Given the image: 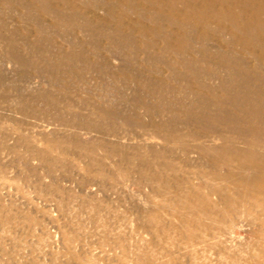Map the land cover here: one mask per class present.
Instances as JSON below:
<instances>
[{
	"label": "rangeland",
	"instance_id": "1",
	"mask_svg": "<svg viewBox=\"0 0 264 264\" xmlns=\"http://www.w3.org/2000/svg\"><path fill=\"white\" fill-rule=\"evenodd\" d=\"M22 15L0 4V264H264V173L229 176L213 151L225 137L250 146L264 130V95L245 102L239 69L219 55L222 27L168 43L158 24L135 25L147 19L140 10L117 40L95 42L92 32L61 38L64 27L49 32L45 20L50 55L70 53L72 42L102 58L53 90L4 50L5 33L36 41L39 27ZM116 16L101 28L117 29ZM252 60L244 56L247 68ZM127 61L132 81H114ZM97 106L124 115L99 124L109 116L94 115ZM162 119L176 120L181 142Z\"/></svg>",
	"mask_w": 264,
	"mask_h": 264
},
{
	"label": "bare ground",
	"instance_id": "2",
	"mask_svg": "<svg viewBox=\"0 0 264 264\" xmlns=\"http://www.w3.org/2000/svg\"><path fill=\"white\" fill-rule=\"evenodd\" d=\"M0 4L17 7L23 11V15L20 18L21 21L34 23L39 27L38 33L36 34V41L33 40L34 43L28 42L26 46L20 44L21 36H18L19 31H17V33L8 31L9 33L2 34L1 37L6 39L4 42V50L8 56H12L14 59L13 61L21 67V69L23 66V68H27L28 70L31 69L38 76H42V78H44L43 76H47L53 90L56 89L54 85L58 83H68V72H79L78 70L83 64L92 70L95 68H102L100 64L102 58L98 54L87 52L80 43L72 42L69 45L71 49L70 53L62 52L60 56L57 55L55 57L53 56L54 54L50 55L52 53L49 54V47L46 46L47 41L45 39L47 28L50 29L49 32H56V29L59 30V28L64 27L61 33H57L61 38H65L69 34L78 37L79 34L84 33L87 36V33L92 32V38L95 42H101V40L105 39L114 41L118 39V35L120 36L118 33L122 31L123 20H126L133 12L137 13L142 10L146 13L147 19H138L136 23L134 22L135 25L143 28L146 23L158 24L159 28L166 32L168 43L169 41L182 42L185 38L191 41V36L193 35L190 33L195 35L199 33L205 36L211 31V25H219L222 27V33L218 34V37L222 40L221 47L228 51L220 50L224 52L219 53V55L222 56L224 60L228 58L231 67L234 65L239 69V74H236L235 77L237 80H241L247 85L243 91L245 102H247L246 97L250 94L257 95L258 97L264 95V85H261V83L264 82V75L261 77L259 76V72H262L263 70L261 69L264 68V0H0ZM130 7L133 11L130 10ZM102 10L105 14L104 17L100 14ZM35 12H39L38 15H36ZM111 15L116 16L115 19H110L117 22L118 27L117 29L108 28L105 31V29L101 28V24L104 21H106L104 23H110L108 19ZM43 16L45 18H43ZM45 20L50 23L46 25V29L42 28L45 27L43 26L45 25ZM143 22L145 23L143 24ZM165 23L166 26L163 25ZM192 23L196 28H192ZM198 29L202 31H198ZM225 34H229L231 38L228 40L223 38ZM90 36L91 35L88 37ZM192 41H194V39ZM232 49L237 50V52L234 53ZM247 54L253 57L251 64H249V68L246 67L247 63L244 61V56ZM185 59L186 58L178 57L176 58V62L178 64H187ZM123 65L118 75L112 74L114 81H117L118 76H122L127 77L130 83L132 79L126 74L129 61L126 62V66ZM103 69L108 72L110 66L106 64ZM257 71L259 72L256 74ZM250 77L257 81L261 80L258 88L257 86L253 87V84L250 85L252 81ZM197 83L204 86L201 81H197ZM10 86L11 85H9V87ZM257 96H253V99L259 100ZM23 100L27 99L24 98ZM46 101L47 104H53L47 98ZM248 101L249 104L252 103L251 99ZM65 102H67L66 99ZM26 103L27 102L21 100L22 105L19 108H25ZM66 104L69 105V108L71 107L69 100ZM93 114L109 116V118H99V124L102 123L105 125L109 122H113L111 120L124 115L118 110L112 111L104 109L101 106H97ZM175 115L177 114L175 113ZM91 116H93L92 113ZM143 121L140 120L139 124L145 126L146 122ZM184 121L185 123L189 122V120ZM174 122H176V120L168 122L162 119L161 122H159V126H165L167 124L166 127L171 136L170 139L179 143L181 142L182 136H180V130H178V128L176 129L177 125ZM107 131H109V129ZM258 132H262L263 136L258 135L253 138L250 146L244 148L239 147L233 143L234 141L232 139L230 140V138L225 137L222 147H214L213 151L220 154V158L222 154L224 155L225 159L223 165L229 169V171H226L229 176L237 174L235 171L236 168L242 169L243 173L242 171L241 173L244 176L247 174L244 173V171L246 172L245 169L249 171L250 168H252L253 171L264 173V154L258 156L253 155L256 152L260 153L261 151L258 147L264 145V130ZM248 175L250 176L251 174ZM253 175L256 176L255 173ZM238 176L240 177L239 174ZM223 178H225V176ZM237 178L235 176L234 180ZM258 178L260 182L264 180L263 176H259ZM237 183L235 182V184ZM244 189L246 190V188Z\"/></svg>",
	"mask_w": 264,
	"mask_h": 264
}]
</instances>
